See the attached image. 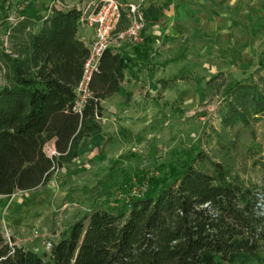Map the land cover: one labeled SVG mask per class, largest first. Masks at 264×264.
Masks as SVG:
<instances>
[{
    "label": "trees",
    "instance_id": "1",
    "mask_svg": "<svg viewBox=\"0 0 264 264\" xmlns=\"http://www.w3.org/2000/svg\"><path fill=\"white\" fill-rule=\"evenodd\" d=\"M162 13L155 4L144 8L147 20ZM83 14L76 6L56 9L30 32L26 56L3 52L12 80L0 87V194L36 189L78 155L81 139L101 128L102 101L120 89L125 68L152 40L145 36L132 52L106 49L78 109L89 53L78 35ZM227 96V125H248L264 111V86L256 81L237 82ZM188 160L172 180L151 178L129 206L86 213L49 252L9 240L0 230V264L264 263V185L240 180L205 150Z\"/></svg>",
    "mask_w": 264,
    "mask_h": 264
},
{
    "label": "rangeland",
    "instance_id": "2",
    "mask_svg": "<svg viewBox=\"0 0 264 264\" xmlns=\"http://www.w3.org/2000/svg\"><path fill=\"white\" fill-rule=\"evenodd\" d=\"M186 5L200 8L208 20L217 15L221 29L200 31L188 19L186 33L168 38L165 18L147 24L154 37L163 38L151 36L125 68L120 89L102 101L100 130L86 134L78 155L46 184L0 194V230L7 239L49 252L45 240L55 243L94 209L129 206L151 178L172 180L199 150L240 180L263 187L264 111L250 124L234 126L223 122L222 111L237 82L264 86V0H186ZM50 7V0H0V87L12 80L3 52L26 56L30 32L39 29ZM158 25L165 36L155 33ZM234 32L237 43L229 41ZM135 46L120 48L132 52ZM46 147L53 149L52 143Z\"/></svg>",
    "mask_w": 264,
    "mask_h": 264
},
{
    "label": "built area",
    "instance_id": "3",
    "mask_svg": "<svg viewBox=\"0 0 264 264\" xmlns=\"http://www.w3.org/2000/svg\"><path fill=\"white\" fill-rule=\"evenodd\" d=\"M50 5L49 12L44 18L56 9L72 7L63 5L58 0H50ZM126 8L120 0H88L83 9L84 14L81 19L89 22L94 31L90 40L83 39L89 47V53L85 61L83 77L77 87L75 107L78 109L83 107L90 93L88 82L92 73L98 69L103 52L108 48L118 50L124 44L139 45L145 39L147 22L139 5L130 3L127 13H125ZM124 15L128 19L126 24L122 22ZM44 243L49 250L54 244L51 240H45Z\"/></svg>",
    "mask_w": 264,
    "mask_h": 264
},
{
    "label": "crops",
    "instance_id": "4",
    "mask_svg": "<svg viewBox=\"0 0 264 264\" xmlns=\"http://www.w3.org/2000/svg\"><path fill=\"white\" fill-rule=\"evenodd\" d=\"M122 1L126 7L128 8V5L130 3L138 4L140 7V11L146 20L147 24L153 23V22H160L165 21L166 27V34H168V38H173L177 34L186 33V20L192 19L196 20L198 22V25L201 29L200 31L206 30V28H215L216 30H220L221 28L218 27L222 25L221 20H218V16L216 15L213 19H206V17L203 15V11L200 8L193 7L191 5H186V0H120ZM58 2L62 3L66 6H72V7H78L80 9H84L86 6L88 0H58ZM176 2V4H174ZM178 2V3H177ZM151 4H155L157 6L163 7V13L159 20H147L144 15V8L148 7ZM126 8L125 13L128 12V9ZM126 16L124 15V18ZM231 22H234L236 24L235 20L233 18L230 19ZM249 24H254L255 19L253 17L248 18ZM163 26L158 25V28L155 30L156 34L163 35L162 33ZM93 26L89 24L86 20L80 19L79 21V30L78 35L82 39H91L93 36ZM145 35L146 36H152L154 35L151 33L150 30H148L147 26L145 29ZM165 36V35H163ZM167 36V35H166ZM155 40H162L163 37H154ZM231 40L237 43V36L236 33H230V42ZM121 51V48L118 49Z\"/></svg>",
    "mask_w": 264,
    "mask_h": 264
}]
</instances>
